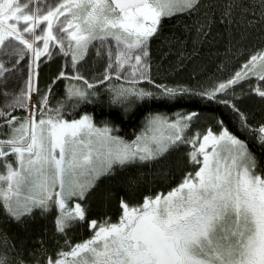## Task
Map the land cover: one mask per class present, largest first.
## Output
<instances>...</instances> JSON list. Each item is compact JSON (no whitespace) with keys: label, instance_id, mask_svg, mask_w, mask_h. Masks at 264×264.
<instances>
[{"label":"snow or ice","instance_id":"obj_1","mask_svg":"<svg viewBox=\"0 0 264 264\" xmlns=\"http://www.w3.org/2000/svg\"><path fill=\"white\" fill-rule=\"evenodd\" d=\"M202 7L207 8L203 20L189 29L199 40L207 42L214 27L223 29L229 43L244 40L257 28L264 34V0H56L43 11L32 9L28 0H0V49L6 55H20L23 49H9L5 44L14 39L38 61L46 53L51 55L50 42H57L68 55L63 39L54 34L58 31L67 34L70 49L71 42L75 43V67L80 50H86L93 40L112 38L123 45L116 56L118 66L124 67L134 56L139 71L146 67L149 41L159 34L162 20L191 15ZM36 41L43 42V49ZM258 69V79L264 82V49L251 55L231 79L199 95L215 99L217 93L256 75ZM11 70L0 60V77ZM64 75L62 71L56 79ZM34 90L30 65L27 91L22 95L31 99ZM250 91L264 99V88ZM187 93V89L162 87L160 98L175 101ZM116 95L140 100L153 97L151 92L134 88ZM68 96L87 99L80 89H69ZM220 102L239 115L242 127H249L235 104ZM47 104L45 94L27 118L0 110V214L22 223L34 208L47 211L54 205L60 210L58 233L86 221L93 235L75 245L65 241L64 248L46 259L34 254L25 261L16 253L10 260L7 253H0V264H264V172L257 171L256 157L243 140L223 127V121H218V134L209 129L202 140L199 136L186 140L185 130L196 112L181 114L171 123L154 115L147 118L142 134L129 143L113 135L107 124L97 127L90 115L67 120L61 107L46 111ZM256 132L264 146V124ZM181 142L199 144L189 154L198 170L167 194L146 196L137 206L121 199L122 215L117 223L87 221L80 203L69 208L70 200H83L95 181L110 174L114 165L158 161ZM10 156L15 159L9 160Z\"/></svg>","mask_w":264,"mask_h":264},{"label":"trees","instance_id":"obj_2","mask_svg":"<svg viewBox=\"0 0 264 264\" xmlns=\"http://www.w3.org/2000/svg\"><path fill=\"white\" fill-rule=\"evenodd\" d=\"M53 2L51 0V3ZM206 11L207 8L202 7L191 15L177 14L162 20L159 34L152 38L148 45V58L151 62L149 81L139 83V86L135 87L136 90L153 93V97L142 100L129 96L122 97L123 101H117L111 93L114 83L111 80L90 83L87 75L98 73L101 64L87 49L77 53L78 58L75 67L72 68L87 74L82 72L73 74L71 65L75 44L71 42L72 48L67 51L68 55H64L59 43L52 44L49 50L51 55H42L37 61L39 71L36 84L38 91L45 90L48 96L46 111L61 107V113L67 120L79 119L85 114L90 115L96 126L103 127L107 124L113 129L112 134L124 141H133L143 131L150 116L158 115L170 120L176 115L196 112V118L189 122V127L185 130L186 140L199 136V130L203 131L207 123H213L219 128L218 121H223V127L247 144L250 152L256 157L259 171L262 172L264 146L258 142L256 129L264 124V99L250 91L258 86L264 88V82L258 79L261 70L258 69L256 75H251L217 93L215 99L209 100L201 97L199 93L211 91L241 71L251 55L264 49V34L257 28L244 40L229 43V37L222 34L223 29L214 27L212 36L204 42L197 39L194 30L189 29H194L197 22L203 20ZM62 39L63 43L70 44L67 34L63 33ZM21 49L23 52L20 55H6L3 60L5 66L12 70L0 77V110L10 116L27 118L30 108L27 109L26 115L24 107L9 110L4 108L6 92L15 89L18 81L21 82L27 76L29 52L24 46ZM80 56L83 58L80 59ZM62 71L64 77L56 79ZM77 75L83 79H75ZM89 84L93 87L88 88ZM162 87L187 89L188 93L175 101L161 99ZM69 89L85 91L87 99L69 98ZM220 101L235 104L247 117L249 127H242L239 115ZM194 146L190 142L177 143L174 155L167 152L163 158L155 162L139 165L135 162L113 167L112 172L104 175L99 181L101 185L97 192L98 196L94 194L89 199L85 197L83 208L87 220L113 213L121 196L127 199L139 198L145 193L167 190L175 185L180 178L179 174L182 176L186 170L195 167L189 156ZM14 159L9 157V160ZM59 215L60 210L54 205L47 211L34 208L30 215L23 218L22 223L11 221L6 215L0 214V253H7L10 260L16 258V253H20L25 261H29L34 254L46 259L47 256H54L57 251L64 248L65 241L73 244L80 240L86 232V221L73 223L65 233H58L56 219ZM30 264H35V261H31Z\"/></svg>","mask_w":264,"mask_h":264},{"label":"rangeland","instance_id":"obj_3","mask_svg":"<svg viewBox=\"0 0 264 264\" xmlns=\"http://www.w3.org/2000/svg\"><path fill=\"white\" fill-rule=\"evenodd\" d=\"M30 1L31 0H28V2H30ZM53 1H54L53 3L56 2V0H53ZM31 2H33V4ZM31 2L30 3L32 5V9L39 7L42 11L45 9L46 5H52L53 4V3H51V0H32ZM36 4H37V7H35ZM44 26H46V25H44ZM20 27H23V24H21ZM40 33H41V30L37 29L36 34L40 35ZM54 34H56L61 39L63 38V33H59L58 31H56V32H54ZM26 36H27V34H25V38H27ZM55 43L56 42H50L49 50L52 48V46H53L52 44H55ZM5 44L7 47H9V49H11L12 46H15V48H17V49H21V47H23V45L19 44V42L14 40V39H12L10 41H6ZM35 44H36V46L43 49V42L42 41H39V43L35 42ZM73 44H75V43L73 42ZM63 48H64V51H68L69 50V42H64ZM122 49H123V45L121 44L118 46L117 42L112 38H106L104 40L96 39L93 43H91L87 47V51L89 52V54L92 53L93 57L96 60H98L101 64L100 65V71L98 73L96 72V73H92L91 75H87L88 81L90 83L107 82L109 80L114 82L112 85V89H111L112 92L111 93L114 94L117 101H123L122 97H117V95H116L117 92L122 91L124 89H131V88L135 89V87L139 86V83L148 82L150 71H151V65H150L151 62H150L148 57L145 58L146 67L143 69H140L139 71H137L136 68L134 67L135 66L134 56L128 63L124 64V67H122V68L119 67L117 62H116V56H117L118 52ZM46 54H44V55H46ZM5 58H6V54H4L3 49H0V60L3 61ZM38 64L39 63L37 62V60L35 59L34 56L32 57V53L30 52V58L28 60V65H27V76H26L27 78L23 79L21 82L18 81V84L16 85L15 89H13L11 91H7L8 93L6 92L5 98H4L5 110H9L11 108H15V109L18 108L19 109L22 107L21 104H23L24 108L27 107V109L28 108L32 109V107L36 106V105L38 106V102L40 101L41 96L46 94L45 90L38 91V89H37L36 83H37V76H38V71H39ZM110 64L112 65V67H109ZM30 65L32 66V69H33V87L36 90H34L30 93L31 99H27L22 94L27 91V81L29 79V66ZM72 68H74L73 65H71V69ZM71 72L73 74H77L80 72H82L84 74L86 73V72L79 70V69H77L76 71L72 69ZM133 72H135V75H133ZM16 75H17V73H16ZM105 75H107L109 77V79L105 80L104 79ZM144 77H147V78H144ZM38 113L39 112H37V115H38ZM29 114H30V112H29ZM178 117H179V115H176L174 118H172L170 120H168L166 117H164V118H166L167 121L169 123H171V122L175 121ZM209 129H211L213 132H215L217 134L221 130L220 127L216 128V126L213 123H207L206 126L204 127L203 131H201V129L199 130L200 131L199 138L201 140H202L203 134H205ZM142 132L139 135H141ZM164 134L167 135L168 134L167 131H165ZM126 142L131 143L132 141H126ZM176 147H177V144L169 149L168 152L169 153L171 152L170 155H172V154L174 155V152L177 151ZM198 148H199V144L196 143L194 148L191 150L190 153H192L193 151H195ZM208 151H211L210 147L208 148ZM199 159L202 160V156H200ZM136 163H137V165H139L140 162H136ZM116 166L117 165H114L113 167H116ZM197 170H198V165L195 164L194 168L186 170L182 174V176H180L181 174H179L180 178L177 179V181L175 182V185L170 186L167 189L168 192L171 191L173 188L177 187L183 181L184 177L187 174L191 173L194 175L195 171H197ZM257 171L261 172V171H259L258 167H257ZM262 172H264V170ZM103 177L104 176H101L99 179H97L95 181L94 186L86 193V196H85L86 198L89 199L94 194H97V192L100 189V185H101V183L99 181L102 180ZM98 194L96 195V197L98 196ZM84 201H85V198L83 200H80L79 198H73L72 200L69 201V208L74 209V206L76 203H80L81 206L83 207Z\"/></svg>","mask_w":264,"mask_h":264},{"label":"flooded vegetation","instance_id":"obj_4","mask_svg":"<svg viewBox=\"0 0 264 264\" xmlns=\"http://www.w3.org/2000/svg\"><path fill=\"white\" fill-rule=\"evenodd\" d=\"M167 192H168V190H156L155 192L145 193L142 196H140L139 198H132V199H127V198H124L121 196L118 199L116 209L114 210L113 213H110L108 215H103V216L99 217L98 219L89 218L87 221L97 220L98 222H103V221L107 220L110 223H117L120 219V216L122 215V209L120 208L121 199H124L130 206H137V205H140L143 203L144 197H146V196L155 197L157 194H161V193L167 194ZM85 226H86V228H85L86 232H85L84 236L82 238H80V240H78L77 242L75 241L71 245H75L76 243L86 241L92 237L93 231L88 227L87 222H86Z\"/></svg>","mask_w":264,"mask_h":264},{"label":"bare ground","instance_id":"obj_5","mask_svg":"<svg viewBox=\"0 0 264 264\" xmlns=\"http://www.w3.org/2000/svg\"><path fill=\"white\" fill-rule=\"evenodd\" d=\"M49 57V56H48ZM63 69V68H62ZM42 70V69H41ZM8 93V92H7ZM77 242V241H76ZM50 256V255H49Z\"/></svg>","mask_w":264,"mask_h":264}]
</instances>
